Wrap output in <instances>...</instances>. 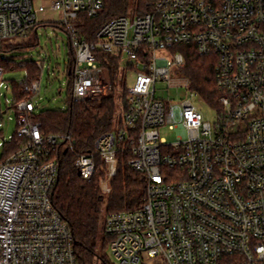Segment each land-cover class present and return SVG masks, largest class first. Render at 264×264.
I'll use <instances>...</instances> for the list:
<instances>
[{
	"label": "built area",
	"instance_id": "obj_1",
	"mask_svg": "<svg viewBox=\"0 0 264 264\" xmlns=\"http://www.w3.org/2000/svg\"><path fill=\"white\" fill-rule=\"evenodd\" d=\"M152 7L108 20L89 40L79 15L102 14L104 0H0V42L25 37L41 12H61L56 23L75 53L73 100L111 94L99 50L122 65L126 59L120 75L127 86L113 128L89 151L76 152L70 131L44 134L32 118L41 75L21 81L33 99L17 104L23 140L0 161V264H79L70 223L52 199L62 149L74 153L73 165L87 181L99 160L105 163L106 193L119 151L131 152L130 165L144 174L142 204L104 218L120 264H264V0H155ZM177 45L216 57L214 122L195 103L204 98L182 74L186 57ZM6 70L0 67V87ZM181 87L190 94H158ZM167 124L178 132L172 143L159 134ZM13 138L4 137L0 147Z\"/></svg>",
	"mask_w": 264,
	"mask_h": 264
},
{
	"label": "trees",
	"instance_id": "obj_2",
	"mask_svg": "<svg viewBox=\"0 0 264 264\" xmlns=\"http://www.w3.org/2000/svg\"><path fill=\"white\" fill-rule=\"evenodd\" d=\"M105 9L102 14L90 17L86 13L79 15V28L83 36L95 39L99 28L108 20L120 15L146 13L153 9L155 0H104ZM61 26L59 23H39L19 42H0V67L16 69L25 67L28 76L25 81H32L41 75L40 64L21 59L28 50L39 44L38 28L42 25ZM62 27V26H61ZM186 57V66L181 71L189 77L192 88L198 89L205 102L219 105L220 93L215 86L216 57L202 56L193 46L177 45ZM68 67L69 93L68 108L40 109L33 113V120L41 122L44 134L58 131H70L76 152H87L94 147L99 135L113 128L118 111L121 109L120 99L127 95L126 83L121 79L123 73L120 57L101 50L97 52V61L103 68L106 78L112 84V92L107 97L97 99H72L73 80L71 69L75 62V53L70 46ZM13 94L12 108L15 110L19 102L33 99L17 80H10ZM120 105V107H119ZM19 126V125H18ZM2 130L0 129V133ZM23 139L16 134L3 147L0 161L17 151ZM132 154L119 151V165L110 183L111 191L106 193L100 188V181L105 177L106 164L99 160L98 170L93 179L84 180L74 167L75 155L62 149L59 154V178L53 191L52 199L56 208L70 223L79 264H112L108 258V247L111 238L105 231V215L112 211L130 210L139 207L146 192L144 174L135 170L129 163Z\"/></svg>",
	"mask_w": 264,
	"mask_h": 264
},
{
	"label": "rangeland",
	"instance_id": "obj_3",
	"mask_svg": "<svg viewBox=\"0 0 264 264\" xmlns=\"http://www.w3.org/2000/svg\"><path fill=\"white\" fill-rule=\"evenodd\" d=\"M61 19L60 11H46L39 13L40 23H56ZM39 44L28 50V53L21 59L32 60L42 67L41 78L42 85L40 91L35 95L36 110L48 108H68L67 98L69 93L68 67L70 60V42L67 31L59 26L42 25L38 28ZM5 41L19 42L21 38L12 37ZM126 64V59L123 60V67ZM27 69L18 67L16 69H7L5 72L4 86L0 87V143H4V137L8 140L10 136L16 134L18 129V119L15 110L12 108L13 94L7 84L10 80L21 82L26 78ZM128 85H132L136 79L135 73L127 75ZM158 88H167L165 84L159 83ZM158 94L177 98L181 95H189L190 91L185 87L171 88L161 90ZM122 101H119L121 105ZM202 109L206 119L214 122L217 118L218 111L213 109L205 100L195 101ZM119 105V107H120ZM160 137L168 143H172L177 139V129L170 127L168 124L160 126ZM3 153V147H0V159ZM108 258L112 264H120L113 256L108 247Z\"/></svg>",
	"mask_w": 264,
	"mask_h": 264
}]
</instances>
